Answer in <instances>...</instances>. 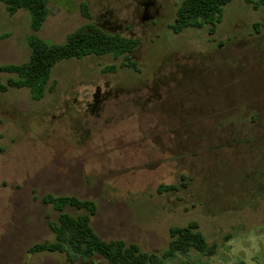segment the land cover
<instances>
[{
	"label": "rangeland",
	"instance_id": "rangeland-1",
	"mask_svg": "<svg viewBox=\"0 0 264 264\" xmlns=\"http://www.w3.org/2000/svg\"><path fill=\"white\" fill-rule=\"evenodd\" d=\"M183 1L48 0L38 32L27 10L11 16L0 7V36L7 35L0 39V66L25 63L30 36L64 44L82 26L109 20L139 40L141 68L103 75V67H118L123 58L69 59L54 66L53 92L39 101L27 88L0 91V264H69L61 253H29L55 240L49 222L59 212L43 202L46 194L96 202L91 225L106 241L161 252L172 227L197 222L218 245L212 257L192 251L167 264H264V5L255 10L235 0L213 33L206 26L176 34ZM85 4L91 20L82 15ZM174 62H187L189 86L155 87L162 99L151 108L122 106L99 116L80 108L92 84L139 89L133 85L151 83L159 67L165 74ZM11 77L0 72L3 84ZM173 184L178 191L158 190Z\"/></svg>",
	"mask_w": 264,
	"mask_h": 264
},
{
	"label": "trees",
	"instance_id": "trees-1",
	"mask_svg": "<svg viewBox=\"0 0 264 264\" xmlns=\"http://www.w3.org/2000/svg\"><path fill=\"white\" fill-rule=\"evenodd\" d=\"M235 0H184L176 13L173 24L174 33L188 28L203 29L209 26L210 33L222 20L223 9ZM255 10L264 5V0H247ZM6 6L9 15L20 10H27L31 16V30L38 32L49 15L48 0H0ZM87 4L81 9L82 15L91 20ZM7 35H1L0 39ZM27 45L31 52L28 60L20 65L0 66V72L12 74L6 84L0 81V91L10 88H27L34 101H39L46 93L53 92L49 86L51 72L57 63L69 59H82L88 56L112 55L115 59L125 56L131 64L129 53L137 45L136 40L112 35L95 23H88L71 33L64 44H54L47 40L30 36ZM115 68V67H110ZM186 187V184H182ZM159 192L178 191L179 186L163 185ZM45 204L59 212L57 222H49L55 234L54 241L36 243L29 248V253H61L69 264H77L82 259L84 264H167L178 256H189L192 251L207 257L216 255L218 245L210 244L200 230L197 222L170 229V242L161 252H145L139 245L124 240H103L91 225V219L97 213V204L92 200H81L76 196H54L46 194L42 198ZM67 208L85 210L77 216L66 212ZM98 259V263L95 260ZM183 264H192L184 262Z\"/></svg>",
	"mask_w": 264,
	"mask_h": 264
},
{
	"label": "flooded vegetation",
	"instance_id": "flooded-vegetation-1",
	"mask_svg": "<svg viewBox=\"0 0 264 264\" xmlns=\"http://www.w3.org/2000/svg\"><path fill=\"white\" fill-rule=\"evenodd\" d=\"M177 13V11H176ZM156 16H158L159 10L155 12ZM154 15H151L150 18L154 19ZM176 17V16H175ZM155 20V19H154ZM175 21V18H174ZM102 30H109L116 32L115 34H119L121 36L123 33V27L121 25H115L114 21L103 20L102 24H100ZM167 27L170 29L169 24ZM126 37V36H124ZM132 40L137 41V45L133 49L132 52L129 53V57L132 60L133 65H131L126 59L125 56H121L123 58L120 66L116 65H107L102 68L103 75L112 74L108 71L110 67H115V71L113 74L119 72L120 69H133L136 72H141V68L139 67V63L136 62V52L139 45V40L133 37H127ZM224 45V44H223ZM107 56V55H104ZM102 57V56H100ZM179 59L178 57L176 58ZM176 60V61H177ZM175 65H170L167 67V73H163V67H159L157 72H154V78L151 79V83L146 81H141L140 84L133 85V87H141L135 89H125V90H115L112 87H124L123 85H115L110 81L105 80L101 83L92 84L90 87H95L93 93L91 94V99L86 101L85 104L80 105V108H83L84 112L93 113L97 116L102 113H106L108 110L118 111L122 106L127 112L131 110L134 112H140L145 109V106L148 105L150 108L153 107V104H156L158 100L162 99V94L158 93L162 92V87H188V67L187 62H174ZM164 74V75H163ZM164 76V77H163ZM202 87H209L207 85H200ZM127 87V86H126ZM129 87V86H128ZM143 87V88H142ZM155 87H161L157 90ZM112 108V109H111Z\"/></svg>",
	"mask_w": 264,
	"mask_h": 264
},
{
	"label": "crops",
	"instance_id": "crops-1",
	"mask_svg": "<svg viewBox=\"0 0 264 264\" xmlns=\"http://www.w3.org/2000/svg\"><path fill=\"white\" fill-rule=\"evenodd\" d=\"M1 6H4V4H3V3H0V7H1ZM20 11H21V10H20ZM20 11H18V12H20Z\"/></svg>",
	"mask_w": 264,
	"mask_h": 264
}]
</instances>
